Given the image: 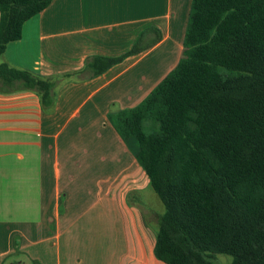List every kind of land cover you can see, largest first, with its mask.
Segmentation results:
<instances>
[{
  "label": "crops",
  "instance_id": "1",
  "mask_svg": "<svg viewBox=\"0 0 264 264\" xmlns=\"http://www.w3.org/2000/svg\"><path fill=\"white\" fill-rule=\"evenodd\" d=\"M191 3L53 0L8 43L3 61L50 77L81 70L92 55L124 53L146 28L162 34L99 76L65 81L50 107L32 90L0 92V264H161L127 201L148 176L108 114L139 104L176 66ZM173 47L175 64L140 90L136 64L160 50L163 62Z\"/></svg>",
  "mask_w": 264,
  "mask_h": 264
},
{
  "label": "trees",
  "instance_id": "2",
  "mask_svg": "<svg viewBox=\"0 0 264 264\" xmlns=\"http://www.w3.org/2000/svg\"><path fill=\"white\" fill-rule=\"evenodd\" d=\"M53 0H0V92L55 102L68 80L99 76L162 39L141 31L118 56L50 77L3 61L24 23ZM165 212L153 248L165 264H264V0H192L181 57L136 106L108 114ZM17 264V263H15Z\"/></svg>",
  "mask_w": 264,
  "mask_h": 264
},
{
  "label": "rangeland",
  "instance_id": "3",
  "mask_svg": "<svg viewBox=\"0 0 264 264\" xmlns=\"http://www.w3.org/2000/svg\"><path fill=\"white\" fill-rule=\"evenodd\" d=\"M180 24H177V28L179 31L182 29V25ZM170 48L168 49V54L165 56L166 60L163 62H161V58H160L161 56H163V52L162 50H160L158 54L155 53L153 54V56H151V58L149 57L144 61H141L136 64L133 72L136 73V76H138L139 78L142 77V82L139 84L140 90L146 91L148 88V83L152 84L155 80L160 78L166 72L168 67L175 64L176 59H178L180 56V50L178 53V51L175 50V47H173L174 49L169 51ZM167 74H165L163 78ZM149 76L151 77V80L149 79ZM115 109H113L112 106L111 111H114ZM131 199L135 203V205H137V207L141 212V216H142L141 218L143 220L142 222L144 223L143 226L147 232L146 244H148L149 246L150 240L152 241L151 244H154V240L159 227L158 218L164 214L165 206L163 205L162 201L155 193V191L152 189L148 178L146 181H143L141 185H139L137 188L132 190V194L131 196H128L127 201L130 202ZM141 230H143V228H141ZM149 253L150 255H153L152 251ZM153 257L155 258V256ZM232 260H233L232 256L223 253H217L212 258L213 264H231ZM159 263L160 262H158V264ZM28 264H33V263L28 262ZM161 264L164 263L161 262Z\"/></svg>",
  "mask_w": 264,
  "mask_h": 264
}]
</instances>
